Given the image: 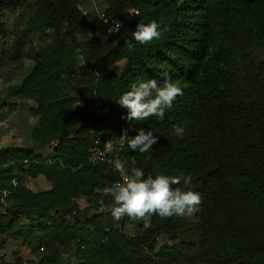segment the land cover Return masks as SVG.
Here are the masks:
<instances>
[{
  "label": "trees",
  "instance_id": "16d2710c",
  "mask_svg": "<svg viewBox=\"0 0 264 264\" xmlns=\"http://www.w3.org/2000/svg\"><path fill=\"white\" fill-rule=\"evenodd\" d=\"M105 2L110 21L98 25L96 11L81 8L92 0H0L3 8L21 10L25 23L15 33L12 58L34 62L22 82L7 89L0 109V122L17 112L31 130L25 146L0 148V241L23 236L36 256L30 264H71L62 255L71 248L75 264H264V58L258 53L264 0ZM115 19L125 27L103 41L97 32L107 33ZM153 20L159 40H132L140 21ZM40 32L44 45L33 46ZM120 62L122 71L113 68ZM147 79H170L183 95L163 121L130 122L117 100ZM98 124L102 146L111 144L127 172L139 167L145 177H178L172 187L201 194L198 221L189 227L194 240H177L182 225L176 216L153 215L145 227L143 220L114 221L106 213L104 206L115 202L103 190L120 180V172L90 159ZM175 126L185 127L182 138ZM141 128L159 136L147 153L132 151L120 138L124 130L131 137ZM44 146L53 152H37ZM40 177L49 190L27 185ZM129 223L135 235L125 233ZM164 234L177 240L174 247H158ZM27 263L21 255L0 262Z\"/></svg>",
  "mask_w": 264,
  "mask_h": 264
},
{
  "label": "clouds",
  "instance_id": "9594fccd",
  "mask_svg": "<svg viewBox=\"0 0 264 264\" xmlns=\"http://www.w3.org/2000/svg\"><path fill=\"white\" fill-rule=\"evenodd\" d=\"M138 13L136 9L131 10ZM104 24H108L110 19L105 14L97 10L95 16ZM122 21L117 19L111 20V27L107 29L108 35H117L124 28ZM118 32V33H117ZM99 35V33H98ZM162 32L160 25L156 21L144 23L140 21L134 32H132V40L139 44H148L154 40L161 38ZM127 48L131 49L134 44L126 41ZM183 95V89L179 83L172 80H165L159 83L155 79L137 80L128 91L123 93L117 102L127 110L125 117L128 121H145L150 117H155L163 121L167 110L171 109L174 101L178 96ZM101 102L97 103V113H101ZM102 124L93 129L98 136L92 138V145L95 139L100 140V147L106 151L116 162L115 165H108L119 171L120 178L123 182H116L111 186L104 188L105 196H111L115 204L105 205L106 213H111L114 221H120L127 216L132 219L143 220L145 227L151 223L153 215L162 218L172 216H191L201 202V194L194 190H180L173 188L172 185L179 184L180 178L170 177L166 174H157L154 177L147 175L142 168L134 167L130 173L125 169V164L120 162L118 157L114 155L112 146L109 142L103 145V135L101 134ZM174 133L182 138L185 133V127L175 126ZM122 143H127L132 151L147 153L153 145L158 142L159 136L152 130L139 129L135 136L129 137L128 131L124 130L120 137ZM134 163V162H133ZM119 178V179H120ZM185 178V183H188Z\"/></svg>",
  "mask_w": 264,
  "mask_h": 264
},
{
  "label": "rangeland",
  "instance_id": "374dc122",
  "mask_svg": "<svg viewBox=\"0 0 264 264\" xmlns=\"http://www.w3.org/2000/svg\"><path fill=\"white\" fill-rule=\"evenodd\" d=\"M92 1V5L84 4L81 6V8L90 15L91 13H93V11H96L97 13V10L104 14V9L107 6L105 0ZM20 11L18 9L8 10L0 6V109H3L4 103L7 102V99L5 98L7 89L12 85L20 84L23 77H25L30 72L31 66H33L34 63L31 59L26 58L24 55L20 56L18 59H13L11 56L13 51L10 47L14 41L15 33L25 26V23H22V21H20L19 19ZM97 23L98 25H105L100 20H97ZM97 35L104 41L107 39L108 34L104 30H99L97 32ZM40 36H44L42 32L38 33L37 37L34 38V42L32 43L33 46L44 45L42 42H40ZM30 45L31 44H29L27 48L30 47ZM258 53L262 58H264V47H260ZM124 63L125 62H120L119 64L114 65L113 68L122 71ZM15 102L18 103V101ZM17 110H19V108H17L16 111ZM18 118L19 115L16 112L12 114L8 120L0 122L1 149H6L11 146H25L26 144H28V141L31 140L30 127H26V125L20 122ZM29 122L33 125L35 123V120L30 119ZM37 152H41L47 156L53 152V147L44 146V148L37 150ZM27 185L37 192L49 190L51 188L50 183L44 177H40L38 179H29ZM173 188L182 190V188L179 186ZM80 204L82 208H86L88 206L85 198L80 199ZM176 218L182 225L180 238L177 240H182L185 237H191L194 240L196 238V232L193 231V229L190 230L189 227L193 228L194 223L198 221L195 212L191 216H176ZM80 219L83 220L84 217H81ZM16 230H18V228H16ZM124 231L128 235H135L136 233L135 226L132 223L127 224ZM27 236L30 237L29 234H27ZM22 237L17 240L10 238L5 242L0 241V262L3 260L11 262L18 255L25 257V259L28 261L27 264H30L32 260H36V256L32 253V251H30L27 244H24L22 242ZM177 240H171L165 234L161 235L158 239V247L164 245L174 247ZM191 251H193L195 255L194 249H192ZM74 253L75 248L62 250L64 260L68 261L71 264H75L76 262ZM189 263L190 259H187L183 264Z\"/></svg>",
  "mask_w": 264,
  "mask_h": 264
},
{
  "label": "built area",
  "instance_id": "2783aa9c",
  "mask_svg": "<svg viewBox=\"0 0 264 264\" xmlns=\"http://www.w3.org/2000/svg\"><path fill=\"white\" fill-rule=\"evenodd\" d=\"M92 147H93V153L91 154L90 159L93 164H108V165L116 164L115 160L100 147L99 139L94 140ZM117 182H123V177L121 176L120 180Z\"/></svg>",
  "mask_w": 264,
  "mask_h": 264
}]
</instances>
